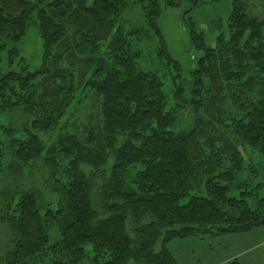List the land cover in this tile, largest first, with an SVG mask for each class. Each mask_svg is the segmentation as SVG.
<instances>
[{"label":"trees","instance_id":"obj_1","mask_svg":"<svg viewBox=\"0 0 264 264\" xmlns=\"http://www.w3.org/2000/svg\"><path fill=\"white\" fill-rule=\"evenodd\" d=\"M185 1L0 0L9 63L0 67V179L29 169L44 185L0 189V232L12 229L0 264H181L168 247L175 239L264 228V185L244 155L264 157V18L233 0L229 35L213 47L191 19L203 55L168 107L162 77L139 65L140 46L156 38L181 70L159 20ZM134 9L141 23L127 18ZM33 25L36 68L21 54ZM79 107H91L81 124L70 119ZM185 108L192 124L182 130ZM17 111L31 126L5 124ZM62 123L71 130L47 146L41 133Z\"/></svg>","mask_w":264,"mask_h":264},{"label":"rangeland","instance_id":"obj_2","mask_svg":"<svg viewBox=\"0 0 264 264\" xmlns=\"http://www.w3.org/2000/svg\"><path fill=\"white\" fill-rule=\"evenodd\" d=\"M249 14L264 18V0H244ZM233 0H206L194 5L193 0H186L181 7H165L161 14L159 25L164 34L167 47L173 58L181 63L182 69H177L173 62H168L158 53V41L156 38L144 41L141 44L142 56L139 65L149 71L158 72L164 81L170 107L175 102L176 85L181 83L185 88L192 86V73L197 68L203 51L194 48L191 41V23L196 25L197 31L204 33L207 44L215 46L221 34L229 35L228 20L232 10ZM129 14V13H128ZM126 14V15H128ZM131 21L141 23L142 18L137 9L130 12L127 17ZM193 21H190V20ZM190 21V22H189ZM21 54L31 68H36L43 56V46L37 27L33 25L21 45ZM2 53L0 67H9L8 59ZM18 59L12 67H16ZM91 112V107H79L76 115H70L72 121L81 124L86 121ZM191 109L185 108L180 112L179 129L187 130L191 126ZM4 120V119H3ZM80 120V121H79ZM28 123L31 126L30 117L20 112H13L5 124L21 130ZM64 123L57 130L50 133H41L45 144L49 146L58 138L61 132L69 131ZM247 162L258 170V175L253 179L254 184L264 185V157L257 150L248 148L244 150ZM8 162V156L5 160ZM252 175H255L254 173ZM19 182L22 186L29 183L44 190L43 179L40 172L34 175L29 169L22 174L10 173L0 179V189L9 184L16 187ZM17 188V187H16ZM264 196V186L261 192ZM12 229L5 223L0 232V252L5 253L11 244ZM169 249L177 257L181 264H264V228H260L248 234H228L223 236L206 235L203 238L191 237L175 239L168 245ZM91 264V263H86Z\"/></svg>","mask_w":264,"mask_h":264}]
</instances>
